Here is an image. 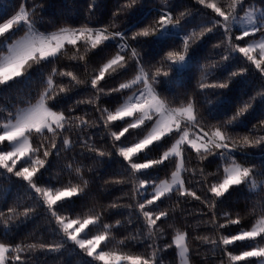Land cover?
<instances>
[{"label":"snow or ice","instance_id":"snow-or-ice-1","mask_svg":"<svg viewBox=\"0 0 264 264\" xmlns=\"http://www.w3.org/2000/svg\"><path fill=\"white\" fill-rule=\"evenodd\" d=\"M137 2L117 0L103 23L90 0L84 23L59 26L44 23V0L0 8V98L15 97L0 105V179L17 189L10 204L0 197V264L67 248L80 264H193V241L219 264H264V160L257 167L247 151L264 153V111L254 109L264 104V0H195V16L160 0L121 27ZM237 77H252L256 94L202 113ZM97 164L112 169L102 185ZM245 192L242 216L230 198ZM188 217L196 224L180 222ZM39 218L47 235L17 238ZM201 227L209 234L193 235Z\"/></svg>","mask_w":264,"mask_h":264},{"label":"trees","instance_id":"trees-1","mask_svg":"<svg viewBox=\"0 0 264 264\" xmlns=\"http://www.w3.org/2000/svg\"><path fill=\"white\" fill-rule=\"evenodd\" d=\"M90 0H44V12L41 13L43 15V21L45 24H56L57 26L71 23L72 21H76L78 23H84L87 18V5ZM120 3H123L124 0H119ZM19 3V0H0V8H6L7 13L11 14L14 11V7L9 6L16 5ZM98 8L96 9L95 16L92 17L95 21H101L103 23H107L112 16V13L116 10L117 0H96ZM172 4L177 5V13L180 11H190L194 16L196 14V9L199 7L196 5L195 0H171ZM160 4V0H138L137 4L134 8L127 13H121V16L117 20V23L123 27L129 22V17L132 14L139 15L140 11H147L149 9H154ZM155 15V12L152 13ZM151 16L149 20H151ZM191 19V17H189ZM200 22V17L196 16L193 24L188 25L189 28L193 27L194 24ZM212 43H215L213 41ZM212 43H209L207 47L199 53L201 57L208 56L212 54L215 50L212 48ZM146 58L150 59L152 55L155 54V49H150L146 47L144 50ZM159 59V56L156 57ZM201 63H205L203 59H201ZM194 77L191 81V88L194 90L196 81L199 79L200 73L193 70ZM171 87L175 90L177 94H182L184 89L178 87L176 84L171 85ZM256 84L254 83V79L252 77H248L247 79H242L240 77L235 78L232 82L229 89L222 90L224 92V103L221 104L220 100L213 96L210 97L212 100V104L209 105L207 103H199L198 107L201 112L207 116L208 108L212 107L216 109L218 112H223L225 109L231 108L233 111L238 106L236 101L238 98L242 96L243 93L247 92V96H243V99H247L248 96H253L257 91ZM164 95H171V93L165 92ZM15 97L11 94H4L2 98H0V105L10 104L14 101ZM197 99H200L199 97ZM254 109L256 114L258 115L260 112L264 111V104H262L257 98L254 102ZM211 120V118L209 117ZM215 123V121H211ZM252 123H256L255 119H252V122L248 124V127L251 128ZM241 133L245 130H239ZM248 152L252 153L251 162L255 164L257 167L260 166L262 160H264V153L261 152L259 148L247 149ZM207 163V161L205 162ZM98 169V174L103 176V179H98V184H103L105 179H108V175L105 172L110 173L112 169L106 168L105 165H96ZM207 171L211 172L215 170V165L209 166ZM54 172L56 169L53 170ZM0 184L3 185L4 189L11 188L10 192H0V197H6L8 199V203H12L13 199L17 195L16 187L10 185L6 179H0ZM96 193H102V189L95 188L93 190ZM120 192H115L112 197L108 199H93V203L99 204H107L111 199H114L116 196H120ZM123 203H127V201H122ZM230 203L234 206V210L239 212L242 216L245 214L246 205L250 204V201L247 199V193H234L230 198ZM190 211H194V208H190ZM179 215V213H178ZM118 219H122V217H117ZM197 218L188 217L186 220L181 219V223H186L189 225H195ZM48 227L47 222L43 218H39L35 221L29 222L26 225H21L19 230V236L22 238L29 232L35 230L38 234L47 235L45 229ZM191 230V229H190ZM209 234V231L203 227L197 229L193 235H205ZM119 238V237H118ZM167 239V238H166ZM164 241L161 243L163 244ZM194 248H198L199 254L193 252V264H198V262H203V264H219V258L214 255L208 247L200 246L199 241H193ZM138 250V249H137ZM171 251V250H169ZM34 256L37 259V264H80L81 256L77 255L76 252L72 251L71 248L65 249L61 254H45L37 250L34 253ZM171 260V256H165L164 264H168Z\"/></svg>","mask_w":264,"mask_h":264}]
</instances>
